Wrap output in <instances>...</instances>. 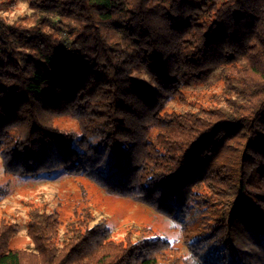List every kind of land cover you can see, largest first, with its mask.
Listing matches in <instances>:
<instances>
[{
    "label": "trees",
    "instance_id": "1",
    "mask_svg": "<svg viewBox=\"0 0 264 264\" xmlns=\"http://www.w3.org/2000/svg\"><path fill=\"white\" fill-rule=\"evenodd\" d=\"M21 1L0 14L5 171L81 174L169 216L191 255L34 204L32 245L0 221V264H264V0ZM216 70L222 101L170 106Z\"/></svg>",
    "mask_w": 264,
    "mask_h": 264
},
{
    "label": "rangeland",
    "instance_id": "2",
    "mask_svg": "<svg viewBox=\"0 0 264 264\" xmlns=\"http://www.w3.org/2000/svg\"><path fill=\"white\" fill-rule=\"evenodd\" d=\"M15 1L14 6L0 12L11 21L18 14L29 12L26 2ZM219 73L216 70L206 80L191 86L186 100L172 101L170 106L185 111L222 101L224 86ZM58 124L77 128L76 122L70 118L61 119ZM0 182L8 190L0 202V221L6 217L16 225L14 247L32 245L28 236V222L29 210L34 204L44 206L48 212L58 211L65 223L76 209L86 206L93 212L91 223L106 221L113 230L112 236L118 240L124 239L129 232L135 238L140 235L151 239L161 237L172 242L180 253L191 255L181 229L169 216L146 204L108 193L81 174H70L58 167L39 177L22 179L5 171L0 153Z\"/></svg>",
    "mask_w": 264,
    "mask_h": 264
}]
</instances>
